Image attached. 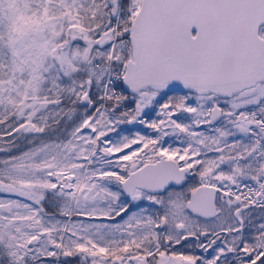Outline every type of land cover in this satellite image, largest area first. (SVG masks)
<instances>
[{
	"label": "snow or ice",
	"instance_id": "obj_1",
	"mask_svg": "<svg viewBox=\"0 0 264 264\" xmlns=\"http://www.w3.org/2000/svg\"><path fill=\"white\" fill-rule=\"evenodd\" d=\"M0 264H264V0H0Z\"/></svg>",
	"mask_w": 264,
	"mask_h": 264
}]
</instances>
